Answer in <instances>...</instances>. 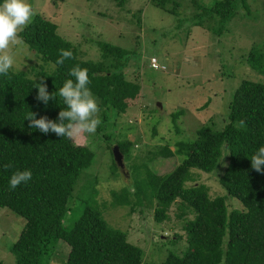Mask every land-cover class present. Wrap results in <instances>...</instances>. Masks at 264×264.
<instances>
[{
	"label": "trees",
	"instance_id": "trees-1",
	"mask_svg": "<svg viewBox=\"0 0 264 264\" xmlns=\"http://www.w3.org/2000/svg\"><path fill=\"white\" fill-rule=\"evenodd\" d=\"M116 1L123 5L125 0ZM193 2L190 25L202 26L218 36L239 5L249 12L247 0H213L209 5ZM151 3L177 14L176 0ZM57 28L55 22L36 13L20 36L43 64L0 75V207L25 220L10 247L15 264H50L60 241L69 246L63 264H142L143 249L127 240L126 231L109 224L103 211L108 206L130 205L131 211L139 206L140 212L150 208L154 221L161 223L169 219L173 204L176 216L183 220L186 245L180 253L169 251L164 264H264V173L255 171L250 161L264 145V81L241 80L219 119L220 127L207 124L197 129L194 139L177 141L175 150L164 145L150 152V160L158 155L183 157L169 172L157 174L145 162L125 164L132 143L114 134L115 117L127 112L126 101L135 99L141 87L139 72L128 65L132 53L99 40L100 58L83 59ZM60 49L73 52V58L63 65L56 63ZM244 61L264 75L263 51L250 49ZM75 65L88 69L89 88L100 107L102 122L91 142L102 138L106 143L113 159L110 174L130 176L128 168H133L131 186L110 188L109 202H98V176L88 170L96 153L89 146L91 142L77 144L55 133L43 134L31 129L26 120L30 112L37 113V119L58 118L62 101L50 100L45 106L36 100L35 86L43 80L50 93L57 91L71 78L69 71ZM182 113L179 110L171 115L175 119ZM113 145L122 153L126 169L114 161ZM6 164L11 167L5 169ZM217 167L221 170L218 185L226 194L211 197L205 184L195 182L193 169L215 173ZM26 169L31 170L32 179L11 190V175ZM227 196L239 200L244 209L228 211ZM175 236L178 242L181 236ZM0 264L5 263L1 260Z\"/></svg>",
	"mask_w": 264,
	"mask_h": 264
},
{
	"label": "rangeland",
	"instance_id": "rangeland-1",
	"mask_svg": "<svg viewBox=\"0 0 264 264\" xmlns=\"http://www.w3.org/2000/svg\"><path fill=\"white\" fill-rule=\"evenodd\" d=\"M152 1L125 0L123 5H118L116 0H28L36 13L58 25L57 33L72 42L83 59L100 58L96 43L99 40L132 53L128 65L139 72L141 87L135 99L126 101L127 112L115 117L114 134L132 143L130 158L125 164L145 162L157 174H164L183 157L158 155L150 160V152L164 145L175 150L177 141L194 139L197 129L207 124L220 127L219 119L224 116L227 103L241 80L264 81V75L244 61L252 48L264 52V0H247L248 13L239 5L236 15L219 36L202 26L190 25L188 17L195 12L193 0H176V15L156 7ZM197 1L209 5L213 0ZM12 51L16 59L13 70L43 64L25 43ZM153 57L164 67L154 69L150 65ZM206 102L208 105L202 107ZM179 110L183 113L174 119L171 114ZM91 136L85 133L75 143L88 144ZM105 144L102 138L89 144L96 153L95 162L88 170L98 176L100 203L110 201V188L131 186L133 176L131 167L128 168L130 176L110 174L113 159ZM193 172L195 182L205 184L211 197L226 194L218 185L221 174L218 167L215 173L198 169ZM226 200L228 211L244 209L236 198L227 196ZM139 208L136 206L131 211L130 205L108 206L103 214L109 224L127 232L130 243L143 249L142 264H164L169 251L180 253L186 245L183 220L176 216L175 204L169 208V219L161 223L154 221L152 209L143 208L140 212ZM24 223L22 217L0 207V261L5 264H15L10 247ZM176 234L181 236L178 242ZM58 244L50 264L65 262L69 246L62 241Z\"/></svg>",
	"mask_w": 264,
	"mask_h": 264
},
{
	"label": "clouds",
	"instance_id": "clouds-1",
	"mask_svg": "<svg viewBox=\"0 0 264 264\" xmlns=\"http://www.w3.org/2000/svg\"><path fill=\"white\" fill-rule=\"evenodd\" d=\"M35 15L36 11L28 0H3L0 4V75L7 76L13 69L16 59L12 50L24 45L20 33L32 22ZM72 58L71 50L60 49L56 63L63 65L65 60ZM160 67L164 66L159 65ZM69 76L71 78L65 80L62 87L51 93L43 80L35 86L38 89L36 100L43 101L45 106L50 100L59 98L62 101L63 108L58 118L52 120L41 116L37 119L38 114L30 112L26 120L29 121L31 129L43 134L55 133L59 137L76 141L85 133L95 135L102 121L99 118L100 107L89 88L88 69L75 65L70 69ZM250 161L255 171L264 173V145L257 149ZM9 167L11 165H4L5 169ZM31 179L30 169L17 170L9 178V188L15 190Z\"/></svg>",
	"mask_w": 264,
	"mask_h": 264
},
{
	"label": "water",
	"instance_id": "water-1",
	"mask_svg": "<svg viewBox=\"0 0 264 264\" xmlns=\"http://www.w3.org/2000/svg\"><path fill=\"white\" fill-rule=\"evenodd\" d=\"M112 154H113L114 161L117 163V165L120 166L121 169H123V155L120 152L118 146L116 145L112 146Z\"/></svg>",
	"mask_w": 264,
	"mask_h": 264
},
{
	"label": "built area",
	"instance_id": "built-area-1",
	"mask_svg": "<svg viewBox=\"0 0 264 264\" xmlns=\"http://www.w3.org/2000/svg\"><path fill=\"white\" fill-rule=\"evenodd\" d=\"M151 62H150V65L153 67V68H157V67H159L158 65V63H157V60H156V58H151V60H150Z\"/></svg>",
	"mask_w": 264,
	"mask_h": 264
}]
</instances>
